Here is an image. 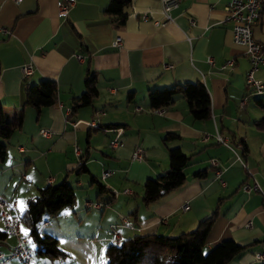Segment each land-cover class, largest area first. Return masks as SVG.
<instances>
[{"label":"crops","instance_id":"obj_1","mask_svg":"<svg viewBox=\"0 0 264 264\" xmlns=\"http://www.w3.org/2000/svg\"><path fill=\"white\" fill-rule=\"evenodd\" d=\"M57 1L0 0V105L9 119L23 111L21 126L3 139L6 154L0 161V193L15 202L13 212L20 215L26 199L46 186L48 178L51 185L65 180L74 189V202L62 216L77 217L83 207L101 210L98 226L89 232L94 250L96 243L106 247L115 242L112 230L119 241L134 234L175 236L194 229L216 209L205 248L233 239L247 247L226 264L264 263L254 257L264 253L262 195L241 188L244 181L256 182L264 192V92L245 88L249 62L243 49L232 43L231 23L223 21L227 0H180L164 25L154 24L162 19L161 0H131L121 24L104 13L108 0H74L65 16H58ZM252 31L264 55V0ZM117 36L118 47L112 45ZM229 59L232 66H224ZM25 64L32 67L28 75L22 73ZM87 69L96 75L97 94L91 104L67 114L72 98L84 90ZM254 75L264 82V65ZM43 78L55 81L56 101L37 113L25 104L23 87ZM194 80L202 81L209 95L208 118L193 119L179 94L157 111L149 107V90ZM93 117L98 125L91 128ZM40 128L50 135L42 136ZM216 131L228 138L246 167L232 149L216 141ZM167 132L178 136L163 139ZM113 139L119 143L112 148ZM174 146L188 155L185 181L146 205L142 185L168 170L167 149ZM135 149L140 159L132 158ZM81 155L86 170L77 172ZM211 158L217 166L211 165ZM20 168L23 192L15 188L7 193L2 187L8 189L14 181L11 171ZM104 170L109 174L102 177ZM198 170L205 172L194 175ZM99 185L104 187L101 193ZM87 202L101 205L86 207ZM84 216L88 214L77 217L78 226ZM48 224L45 217L41 233ZM44 233L58 240L55 230ZM13 243L7 235L0 252L8 253Z\"/></svg>","mask_w":264,"mask_h":264},{"label":"trees","instance_id":"obj_2","mask_svg":"<svg viewBox=\"0 0 264 264\" xmlns=\"http://www.w3.org/2000/svg\"><path fill=\"white\" fill-rule=\"evenodd\" d=\"M131 0H108L104 13L116 16L118 23L125 19L124 8ZM96 75L87 69L84 76L83 92L73 97L70 113L73 114L78 107L92 103L97 94ZM56 83L49 78H43L35 84H24L23 92L25 104L40 108L56 101ZM181 95L186 102L188 112L196 120L206 119L210 116L209 95L200 80L174 83L171 86L152 89L148 91L147 101L151 109L166 107L174 100L175 95ZM23 122V111L20 110L12 119L0 105V161L5 157V142L3 139L18 129ZM174 132H167L163 139L177 137ZM168 170L155 177L145 179L142 188V202L150 204L172 190L181 186L185 181L183 168L187 165L188 155L184 154L178 146L169 147ZM83 155L76 166L77 172L86 170ZM205 170H198L196 176H202ZM92 180H95L91 177ZM104 187L99 185V191ZM99 193V194H100ZM74 202L73 187L62 180L58 184H47L37 190L33 197L26 199L24 210L19 215L21 223L26 227L23 234L33 244L31 247L35 256H49L52 258L64 257L67 252L58 247L56 237L40 232L41 222L46 216L55 215L61 209L71 206ZM107 204V203H106ZM216 209L206 218L200 220L197 226L189 231L181 232L175 236L163 234H134L119 242L109 243L104 249L105 264H226L234 256L239 255L247 247L233 239H224L209 248H205V240L211 224L216 217ZM7 234L0 229V241ZM264 264V263H262Z\"/></svg>","mask_w":264,"mask_h":264},{"label":"built area","instance_id":"obj_3","mask_svg":"<svg viewBox=\"0 0 264 264\" xmlns=\"http://www.w3.org/2000/svg\"><path fill=\"white\" fill-rule=\"evenodd\" d=\"M14 3H18L20 0H12ZM180 0H161L162 2V19L154 20V24L156 25H164L168 20L171 19L170 10L175 7ZM263 0H227L224 5V22L231 23V40L235 45L240 46L243 49L244 55L247 57L249 62V67L244 75V83L245 88L248 91H251L256 94H261L264 92V82L255 77V71L262 65H264V55H263V44L261 41L257 40L253 36V26L258 21L260 17V9ZM74 3V0H58L56 3L57 6V14L58 16H65L68 12L69 7ZM143 19L147 18V15L142 16ZM189 23L193 24V19H189ZM7 31V30H6ZM121 37L117 36L113 41V46H120ZM78 58L81 56L76 55ZM207 61L212 63L211 57H207ZM233 60L229 59L225 62V65L232 66ZM169 66V65H165ZM32 67L29 64H25L22 66V73L24 75H28L31 73ZM245 97L240 101V105L244 103ZM137 109H140L139 107ZM159 108H155L157 111ZM67 114L70 112V108H66ZM98 119L97 117H93L89 121V126L91 128L97 127ZM42 136H49L50 131L46 128H40L39 130ZM216 141L224 144L234 151L236 158L242 163L244 167L246 165L241 159V156L238 152H236L228 142V138L226 136H222L219 132L215 133ZM118 140L113 139L109 142L110 147H115L118 145ZM238 148L244 151V147L239 144ZM74 151L76 154H79V148L77 146L74 147ZM140 151L135 149L132 152L133 159H140ZM80 162V160H78ZM210 163L213 166H217L218 162L216 159L211 158ZM218 172V170H216ZM109 174V170H104L102 172V177H105ZM51 179H47L46 183L50 184ZM241 188L245 192H250L251 190H255L261 193L262 201H263V209H264V192L261 190L259 185L255 182L253 184L243 182L241 184ZM123 192H128V189H125ZM114 194L116 191L113 192ZM101 203L99 202H87L86 207H100ZM16 207L15 202L9 201L4 195L0 193V220L3 225V229L7 235L12 236L14 239V243L11 245V248L8 253L0 252V264H4L7 261H10L13 258H18L24 264H36L34 261L33 250L28 243L27 238L21 232V221L19 215L13 212V209ZM181 208L184 210L187 208L186 203L181 205ZM125 220V218H123ZM45 224V222H43ZM251 222L247 221L246 226H250ZM114 235L115 243L119 242V235L115 230H112ZM254 257L258 260L264 259V253H255Z\"/></svg>","mask_w":264,"mask_h":264},{"label":"rangeland","instance_id":"obj_4","mask_svg":"<svg viewBox=\"0 0 264 264\" xmlns=\"http://www.w3.org/2000/svg\"><path fill=\"white\" fill-rule=\"evenodd\" d=\"M23 169L20 168L19 170L11 171V176L13 177L14 181L10 183L8 189L4 190L9 193L8 191H12L16 188L17 192H23V184L24 179H22L21 175L23 173ZM21 183L19 184V181ZM77 199V198H76ZM69 207V206H68ZM65 207L62 209L59 214L49 215L46 216L48 219V225L42 226L41 231L44 233L45 230H55L56 236H58V247L63 251L67 252V255L64 257L58 258H41L40 256L34 255V261L36 264H49L47 261L52 260L53 263L56 264H105L106 256L104 253L105 245L100 243H96L94 250L93 245L90 244L91 233L95 230L96 223L98 221V215L100 214V209L89 208L86 210L83 207V213H79L77 215L80 218L82 215L84 219L80 222L78 226V218L76 216H62V211H67L69 209ZM20 210V209H19ZM72 213V212H71ZM2 226V222L0 220V228ZM93 226V227H92ZM98 226V223H97ZM102 226V225H100ZM97 230V229H96ZM21 232L23 234L26 233V227L21 223ZM77 234H83V237H78ZM89 234V235H88ZM11 237V236H10ZM28 243L30 246H33L31 240L27 238ZM46 261V262H45ZM4 264H24L18 258H13L11 262H7Z\"/></svg>","mask_w":264,"mask_h":264}]
</instances>
